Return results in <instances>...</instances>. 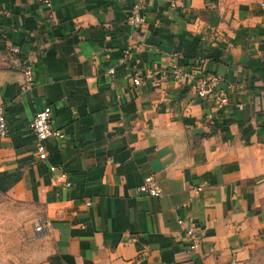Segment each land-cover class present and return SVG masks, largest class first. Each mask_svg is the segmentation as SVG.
<instances>
[{
	"label": "crops",
	"instance_id": "0c3cea01",
	"mask_svg": "<svg viewBox=\"0 0 264 264\" xmlns=\"http://www.w3.org/2000/svg\"><path fill=\"white\" fill-rule=\"evenodd\" d=\"M139 1L141 29L134 0H0V264H264V0ZM176 64L217 75L228 106L175 82ZM44 107L64 138L38 163ZM146 175L161 198L136 192Z\"/></svg>",
	"mask_w": 264,
	"mask_h": 264
},
{
	"label": "built area",
	"instance_id": "2783aa9c",
	"mask_svg": "<svg viewBox=\"0 0 264 264\" xmlns=\"http://www.w3.org/2000/svg\"><path fill=\"white\" fill-rule=\"evenodd\" d=\"M166 1L169 3L171 8L176 6V2L174 0ZM45 4L46 6H50L47 1ZM127 24L134 29L146 27L147 22L145 17V8L139 0H134L131 14L127 18ZM159 24L160 22L157 20L156 25ZM210 35L211 38H214L218 36V33L216 30L210 28ZM10 50L14 54L19 53V49L16 47H12ZM107 73L108 75L113 76L114 70L109 69ZM23 76L25 80V88L31 89L33 74L30 67H27L23 71ZM170 76L175 82H187L198 98L203 101L210 102L215 109H224L229 104L228 92L221 87V79L215 74L207 73L200 69L198 70L197 68H186L180 64H176L170 72ZM143 83L144 77L140 74L135 73L131 77V84L133 88L138 89L143 85ZM237 108L239 110L243 109L241 105H238ZM51 117V109L49 107H44L36 112L30 123V130L35 138V161L38 163H44L48 160L49 155L45 144L50 138H64V134L59 129L52 127ZM7 133L6 110L3 106H0V138L6 137ZM48 172L51 174L54 183L62 185L64 188H69L71 186L70 182L67 180L66 173L60 171L54 165L48 166ZM136 192L148 198L158 199L162 197V191L158 182L152 175H146L143 178V182L139 187H137ZM91 204V201L85 202L87 207ZM177 224L182 228L185 251L190 254L197 253L202 242V234L196 230L195 224L190 219H178ZM34 230L37 233H42L44 230L43 223L36 225Z\"/></svg>",
	"mask_w": 264,
	"mask_h": 264
}]
</instances>
